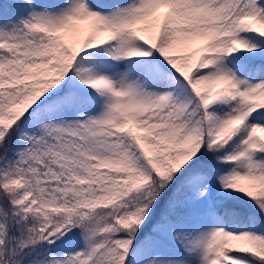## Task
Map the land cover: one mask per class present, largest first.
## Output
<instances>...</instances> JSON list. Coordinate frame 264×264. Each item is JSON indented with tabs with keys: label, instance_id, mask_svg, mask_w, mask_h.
Wrapping results in <instances>:
<instances>
[{
	"label": "snow or ice",
	"instance_id": "6c2138e0",
	"mask_svg": "<svg viewBox=\"0 0 264 264\" xmlns=\"http://www.w3.org/2000/svg\"><path fill=\"white\" fill-rule=\"evenodd\" d=\"M0 264H264V0H0Z\"/></svg>",
	"mask_w": 264,
	"mask_h": 264
}]
</instances>
